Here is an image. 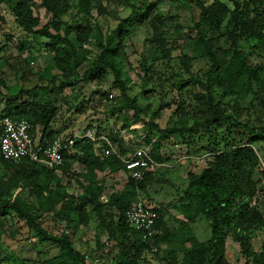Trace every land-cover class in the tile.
Listing matches in <instances>:
<instances>
[{
    "label": "trees",
    "instance_id": "trees-1",
    "mask_svg": "<svg viewBox=\"0 0 264 264\" xmlns=\"http://www.w3.org/2000/svg\"><path fill=\"white\" fill-rule=\"evenodd\" d=\"M168 1L195 11L190 18L192 35L187 36L190 42L175 55L179 44L168 34L173 30L171 19L159 14L157 3L149 0H119L128 15L116 17L112 28L98 21L108 15L105 0H0L24 36L46 39L50 65L58 72L51 74L50 67L45 68L42 73L50 86L28 90L16 84L6 86L0 77V117L24 119L31 132L38 128L41 140L51 141L59 135L52 123L63 91L100 85L111 76L110 89L118 95L107 105V114L121 120V126L107 133L101 126L94 130L106 135L121 155L134 150L120 135L132 126L141 130L142 141L150 146V156L157 163L164 160L163 140L171 137L185 144L203 138L206 155L202 170L187 172L182 188L175 187L173 207L182 215L180 226L170 228L164 207L155 209L157 251L152 252L124 219L138 195L148 191L152 171L142 181L132 179L116 154L104 155V142L90 139L77 140L74 155L58 168L28 160L12 164L0 154V235L7 224L12 227L20 221L36 244L57 248L53 256L35 260L9 252L0 264H228V238L238 245L244 264H264V243L253 245L256 235L264 233L261 189L254 178L261 164L255 144L264 141V125L241 121L247 102L249 112L264 122V0ZM137 31L142 32L143 46L158 54L154 59L143 56L136 74L141 92L151 93L156 87L165 92L162 101L166 97L169 101L157 109L141 105L138 95L129 93L134 81L126 70V48ZM250 55L258 61L250 63ZM31 61V56L23 59L25 66ZM194 62H203L205 68L193 71ZM5 64L0 57V65ZM165 109H172L171 122L161 128L156 119ZM150 132H156L157 139H148ZM75 163L82 166L81 171L72 170ZM260 174L264 178V170ZM109 175L121 178V189L112 185L106 189L103 180ZM44 216L64 224L62 231H48ZM200 216L210 230L206 241H199L191 229ZM92 222L96 247H110L109 262L90 258L73 243L70 226L75 223L87 231Z\"/></svg>",
    "mask_w": 264,
    "mask_h": 264
},
{
    "label": "rangeland",
    "instance_id": "rangeland-1",
    "mask_svg": "<svg viewBox=\"0 0 264 264\" xmlns=\"http://www.w3.org/2000/svg\"><path fill=\"white\" fill-rule=\"evenodd\" d=\"M149 1L157 3L159 14L171 19L173 30L169 31L168 34L171 38L177 39L179 44V49L174 51L173 55L184 51L186 45L190 42L187 36L192 35L189 32L191 27L190 18L195 11L182 4L169 2L168 0ZM104 4L108 10V15L106 18H98L99 23L103 27L112 28L117 23L116 17L124 18L128 15V9L124 8L119 3V0H105ZM38 13L41 23L44 24L46 21L44 19V10L40 9ZM64 19H68V16H65ZM24 35L16 26L5 5L0 4V57L5 58L7 62L5 65H0V77L6 86L16 84L18 88L22 87L26 90L31 89L35 85L50 86L48 77L44 76L42 71L50 67L51 74H57L58 72L50 65L51 54L45 46L46 39H35L31 34ZM20 41L23 43L22 45L19 44ZM90 46L94 51V45ZM126 53L129 61L128 66H130V68L127 66L126 70L128 69L129 76L134 81L129 93L138 95L139 103L141 105L147 104L151 109H157L163 101L168 102V97L162 101L161 96L165 92H162L159 87H156L151 93H143L138 88L139 79L136 74L142 57L147 56L151 59L158 57V54L151 47L146 48L143 46L142 32L137 31L132 35L131 40L127 44ZM26 56L32 57V61L28 66L23 63V59ZM248 61L256 63L258 59L254 55H250ZM84 67L85 65L79 69V73L83 72ZM156 68L160 72L164 70L163 66H156ZM203 68H205L203 62H194L193 71L197 72ZM111 82V76H107L100 85L86 84L76 91L68 89L63 91L61 100L56 104L57 115L52 123V128L59 133L58 137L72 135L88 127L96 129L101 126L104 133L111 130H119L121 120H116L111 114H107V105L112 103V99L118 95L116 90L110 89ZM2 93H5L4 89ZM244 106L245 109L242 110L241 117L242 122L247 121L251 125H264L263 121L261 122L258 117L253 116L249 112L247 102ZM171 110H162L160 118L156 119V123L161 128H165L170 124ZM120 135L124 144L132 146L134 149L143 146L150 151V146L142 141L143 133L141 130H136V126H132L130 131L121 132ZM147 137L154 141L157 139L158 134L150 132ZM194 139L189 144L183 143L178 137H171L168 140L164 139L160 152L164 160L153 168L152 177L147 184L148 191L138 195V198L154 209H158L161 206L164 207V217L170 228H178L182 220V215L173 207L176 199L175 187L182 188L181 183L185 179L187 172L199 173L205 165L206 155L202 151V147L205 145L204 139ZM255 148L261 158V164L260 170L254 178L258 181L257 186L261 189L258 192V197L263 203L259 209L264 215V178L260 174V171L264 170V141L257 142ZM72 170L75 172L81 171L82 166L75 163ZM74 180L75 178L71 181L72 184ZM103 184L106 189L111 185L116 189H121L122 186L121 178L117 175L104 177ZM254 202L256 200L253 199L251 203L254 204ZM43 221L44 227L50 232L58 234L64 228V224L55 222L49 216H44ZM15 222L16 225L12 227L7 224L0 235V259L9 252L19 258L29 260L51 257L56 253L57 248L54 245L49 243L36 244V238L27 230L24 223ZM95 227L96 224L92 222L90 230L82 231L80 227L73 223L69 228L73 236V243L80 251L88 254L90 258L100 257L103 262H109L111 258L110 247L107 246L108 248L106 249H98L96 247ZM191 229L199 241H206L210 237V230L203 216L197 218L191 225ZM261 243H264L263 232L256 235L253 245L257 248ZM225 247L228 264H244V259L241 257L239 247L235 242L228 238ZM38 253L41 254L39 255Z\"/></svg>",
    "mask_w": 264,
    "mask_h": 264
},
{
    "label": "built area",
    "instance_id": "built-area-1",
    "mask_svg": "<svg viewBox=\"0 0 264 264\" xmlns=\"http://www.w3.org/2000/svg\"><path fill=\"white\" fill-rule=\"evenodd\" d=\"M111 97V94L109 95ZM28 121L14 120L11 117H0V154L3 160L12 164H18L22 160L44 165L47 168H58L63 165L66 158L74 155V146L77 140L90 139L96 142H104L106 148L104 155L116 154L122 161L130 177L136 181H142L147 172L152 171L160 163L155 162L149 151L139 146L132 153L121 155L109 138L97 135L93 128L58 137L51 141L41 140L38 128L31 132ZM157 218L155 209L138 198L125 211L124 219L141 241L149 244L152 252L157 251L154 244V225Z\"/></svg>",
    "mask_w": 264,
    "mask_h": 264
}]
</instances>
